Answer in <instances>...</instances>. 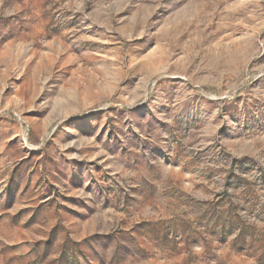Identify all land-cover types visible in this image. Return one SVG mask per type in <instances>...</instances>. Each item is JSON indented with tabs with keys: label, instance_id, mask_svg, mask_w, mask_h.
<instances>
[{
	"label": "rangeland",
	"instance_id": "374dc122",
	"mask_svg": "<svg viewBox=\"0 0 264 264\" xmlns=\"http://www.w3.org/2000/svg\"><path fill=\"white\" fill-rule=\"evenodd\" d=\"M0 264H264V0H0Z\"/></svg>",
	"mask_w": 264,
	"mask_h": 264
}]
</instances>
